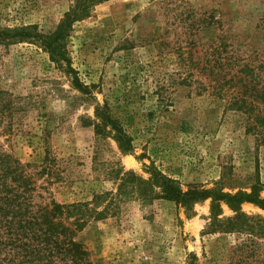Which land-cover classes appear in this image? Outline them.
Masks as SVG:
<instances>
[{
	"label": "rangeland",
	"instance_id": "374dc122",
	"mask_svg": "<svg viewBox=\"0 0 264 264\" xmlns=\"http://www.w3.org/2000/svg\"><path fill=\"white\" fill-rule=\"evenodd\" d=\"M79 1L0 0V150L28 165L42 202L105 209L76 237L92 264H237L245 237L206 233L210 198L185 209L147 182L264 198V0H106L67 30L68 63L6 39L55 32Z\"/></svg>",
	"mask_w": 264,
	"mask_h": 264
},
{
	"label": "trees",
	"instance_id": "16d2710c",
	"mask_svg": "<svg viewBox=\"0 0 264 264\" xmlns=\"http://www.w3.org/2000/svg\"><path fill=\"white\" fill-rule=\"evenodd\" d=\"M103 1L106 0H80L64 15L55 32L51 34H41L33 27H26L5 31L6 39L33 41L53 62L68 63L62 44L67 30L73 22L85 17L91 7ZM247 66L248 64L241 67ZM249 76L250 81H257L259 77L258 74L253 75L252 71ZM259 92L255 91V97L264 104V90ZM233 103H236L232 105H236L237 110L246 105L243 98L234 100ZM96 115H100L112 130L115 129V124L110 118H106L98 110ZM253 119V129L264 130V114L257 113ZM115 139L121 150L128 151L129 145L125 144L123 139ZM27 168V164H21L11 154L0 150V264H92L88 251L76 237L88 221L104 216L105 209L97 211L90 203L61 205L54 201L42 202V196L37 194L36 182L27 173ZM126 176L138 179L130 172ZM147 183L157 189H150V193L156 198L172 201L185 209L198 201L210 198L206 233L244 236L245 239L234 248L240 258L237 264H264V220L258 216H248L241 211L242 204H252L264 210V198L259 196L256 187L249 193L228 194L219 190L183 193L175 181L158 172H151V179ZM147 196L148 193L142 194L144 199ZM102 198L103 196L96 195L92 202L101 203ZM221 204L226 205L233 216L219 218L222 212Z\"/></svg>",
	"mask_w": 264,
	"mask_h": 264
}]
</instances>
